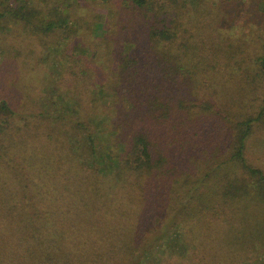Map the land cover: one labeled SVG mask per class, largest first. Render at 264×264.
<instances>
[{"label": "trees", "instance_id": "trees-1", "mask_svg": "<svg viewBox=\"0 0 264 264\" xmlns=\"http://www.w3.org/2000/svg\"><path fill=\"white\" fill-rule=\"evenodd\" d=\"M1 1L0 264H264V54L185 28L202 0H123L118 28ZM7 22L59 36L54 81L23 74Z\"/></svg>", "mask_w": 264, "mask_h": 264}, {"label": "rangeland", "instance_id": "rangeland-1", "mask_svg": "<svg viewBox=\"0 0 264 264\" xmlns=\"http://www.w3.org/2000/svg\"><path fill=\"white\" fill-rule=\"evenodd\" d=\"M122 2L123 0H63L60 2V5L68 9L74 17H83L88 21L93 22L96 20L97 22L100 16L101 21L106 20L102 22L103 27L106 23H110L111 26H115L114 28H118L129 25V23L133 24L138 17V12L127 7ZM188 6L189 9L192 8L191 4ZM200 8L199 12L201 13L199 18L193 22H189L187 27H185L193 34L199 36L212 28V26L202 23L203 14L208 17V21H213L214 25L217 21L219 25V28L216 27L217 32L230 36L235 41L234 43L242 41L247 54L252 56L264 54V0H202ZM1 9L2 1L0 0ZM195 12L192 9L191 13ZM119 21H121V24L117 27ZM6 25L5 34H11L10 32L13 31L15 36L12 35V43L19 46L20 50L23 51L20 64L23 74L38 84L42 83L43 80L46 83L54 81L55 78H52L51 67L53 60H57L58 53L56 51L54 53V50L60 46L56 44L59 36L57 34L45 35L41 33L39 36H32L19 29L17 31V28L10 25L9 22ZM103 27L101 24V28ZM17 32L20 34L16 37ZM83 32L81 33V39L93 44L95 36L86 34L87 37ZM186 34H189V31ZM222 39L225 38L222 37ZM72 45V42L67 43L64 46V52H60V54L70 53ZM51 47L54 48L49 50ZM46 57H49V59L45 60ZM61 68L62 58L60 57L54 69L59 71ZM262 91L264 92V85ZM252 97L255 104L259 103L254 94ZM98 121L102 125V132L106 131L108 126H111V118L105 112ZM115 131V128H113L111 136L114 134V136L123 141L128 138L129 133L124 135ZM226 239H228L227 233H217V236H214V239L211 240H216L212 242L211 247L215 248L218 242Z\"/></svg>", "mask_w": 264, "mask_h": 264}]
</instances>
